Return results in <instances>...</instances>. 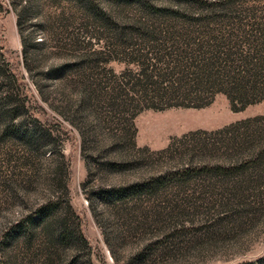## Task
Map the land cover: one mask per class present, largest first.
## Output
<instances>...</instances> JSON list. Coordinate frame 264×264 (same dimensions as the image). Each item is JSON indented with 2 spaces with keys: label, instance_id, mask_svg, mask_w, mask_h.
Masks as SVG:
<instances>
[{
  "label": "rangeland",
  "instance_id": "1",
  "mask_svg": "<svg viewBox=\"0 0 264 264\" xmlns=\"http://www.w3.org/2000/svg\"><path fill=\"white\" fill-rule=\"evenodd\" d=\"M221 1L0 0V264H264V0Z\"/></svg>",
  "mask_w": 264,
  "mask_h": 264
},
{
  "label": "trees",
  "instance_id": "2",
  "mask_svg": "<svg viewBox=\"0 0 264 264\" xmlns=\"http://www.w3.org/2000/svg\"><path fill=\"white\" fill-rule=\"evenodd\" d=\"M233 0H229V1H225V2H220V3H215V4H212L210 5L209 7L211 8L212 12L215 13V15L217 14L219 8L223 10V8H232V2ZM224 15V14H223ZM213 16V15H212ZM230 16V15H229ZM233 16V14L231 15ZM219 17V16H218ZM217 19V17H216ZM226 19V18H225ZM228 19V17H227ZM208 63H206L205 65L207 66ZM229 68H225V71L223 72L224 76H228V78H232L233 82H234V87H233V91H237L239 94L238 98H235L233 95H231L229 92H228V95L230 96V99L232 101V105L235 109H237L238 107H236L235 103L237 102H241V106H246L248 104V102H243L242 99H245L244 98V94H243V89L241 87H238L240 85L238 79H241L242 78H237L236 76H233L231 73H230V70H228ZM196 76H197V79H198V83L196 84V88H194L193 90H190L188 88H183V92L186 93V94H193L195 93V99L196 100H203L204 99V95L205 94H211V95H214V92H217V91H226L224 90L222 87H218L217 85V80L219 79L217 77V75H215L214 73V68H200L196 71ZM226 74V75H225ZM187 90V91H186ZM227 93V91H226ZM244 95V96H243ZM195 101V100H194ZM44 214H41V217L37 220L36 223H41L43 220H44ZM32 225V224H31ZM245 264H257L255 262H248V263H245Z\"/></svg>",
  "mask_w": 264,
  "mask_h": 264
}]
</instances>
